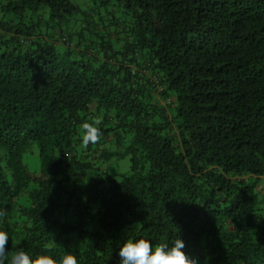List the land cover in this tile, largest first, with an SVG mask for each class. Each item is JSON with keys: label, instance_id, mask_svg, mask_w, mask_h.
Here are the masks:
<instances>
[{"label": "trees", "instance_id": "obj_1", "mask_svg": "<svg viewBox=\"0 0 264 264\" xmlns=\"http://www.w3.org/2000/svg\"><path fill=\"white\" fill-rule=\"evenodd\" d=\"M113 1L135 26L110 54L95 51V32L65 34L72 0L3 5L13 14L0 17L8 256L119 264L122 242L147 236L183 239L193 264H264V0ZM44 8L64 56L37 24L16 22ZM96 118L102 136L85 147L83 125ZM119 128L132 133L123 149ZM125 155L130 171L105 176L102 163Z\"/></svg>", "mask_w": 264, "mask_h": 264}, {"label": "rangeland", "instance_id": "obj_2", "mask_svg": "<svg viewBox=\"0 0 264 264\" xmlns=\"http://www.w3.org/2000/svg\"><path fill=\"white\" fill-rule=\"evenodd\" d=\"M8 0H1L0 6V17L2 14H5L9 19L13 17V14H9L3 10V5H5ZM75 4L79 6V12L68 19L63 20L61 23L64 25L65 34L69 30H83L85 33L95 32L96 43L94 45L95 51L104 54H110L112 50L114 51H124L129 41L133 37L132 28L135 26V18L131 12H128L123 6L118 4L113 0H72ZM43 17L41 20L40 18ZM16 22H21L23 27L32 25L33 23L37 24V30L43 31L44 33L50 34L55 33L59 29L58 26L54 27L53 20L50 19V11L48 8H44L40 13H34L29 11L25 18L17 19ZM58 23V22H57ZM41 24V27H40ZM99 26L97 30L95 27ZM54 38L53 43L58 47V51L63 48L60 46L61 38L58 36ZM53 40V39H52ZM112 49V50H111ZM62 56L65 54L60 52ZM78 60L82 61H92L89 53H79L76 56ZM93 109H96V106L93 105ZM103 113V111H102ZM116 122V120H115ZM120 134L125 136L123 141V149L126 145H129L132 133L125 132L123 129H118ZM114 151H122L120 147L114 145L112 148ZM26 163L29 168L33 171L38 170L40 167L39 159L37 155H29L26 158ZM131 168V159L129 155L123 157L113 156L107 161L102 163V172L105 176L119 178L121 174L127 173ZM263 184L261 183V187ZM263 192L260 191V198L263 197ZM259 205L263 207V202H260ZM72 216L64 218V221L70 220ZM68 236H76L73 233ZM16 245V243H15Z\"/></svg>", "mask_w": 264, "mask_h": 264}, {"label": "clouds", "instance_id": "obj_3", "mask_svg": "<svg viewBox=\"0 0 264 264\" xmlns=\"http://www.w3.org/2000/svg\"><path fill=\"white\" fill-rule=\"evenodd\" d=\"M101 124L102 120L96 118L90 124L83 125L85 147L101 138ZM8 242V233L0 229V264H5L6 258L7 264H58L57 260L47 251L33 258L29 252L18 249L9 257ZM118 255L120 257L119 264H193L186 253L183 239H177L170 245L168 242L154 243L147 236H131L122 242ZM60 264H80V262L75 253L69 252L61 258Z\"/></svg>", "mask_w": 264, "mask_h": 264}]
</instances>
